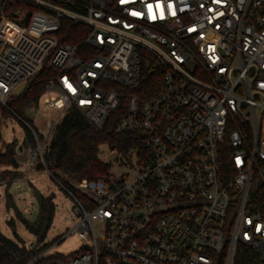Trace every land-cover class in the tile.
<instances>
[{
	"label": "built area",
	"instance_id": "1",
	"mask_svg": "<svg viewBox=\"0 0 264 264\" xmlns=\"http://www.w3.org/2000/svg\"><path fill=\"white\" fill-rule=\"evenodd\" d=\"M43 66L46 108L100 127L124 101L115 131L141 143L99 145L129 172L60 183L78 221L25 264H264V0H0V106Z\"/></svg>",
	"mask_w": 264,
	"mask_h": 264
},
{
	"label": "trees",
	"instance_id": "2",
	"mask_svg": "<svg viewBox=\"0 0 264 264\" xmlns=\"http://www.w3.org/2000/svg\"><path fill=\"white\" fill-rule=\"evenodd\" d=\"M62 24L70 28L76 27L70 22L63 20ZM64 40H74L71 36H64ZM57 71L49 66H43L33 77L27 80L25 87L15 95H12L8 102V107L2 114L20 115L21 107L24 105L36 104L44 92L47 79L55 75ZM142 78L136 92H142L144 96L153 94L161 81V73L153 62L142 67ZM124 101L113 110L102 126L96 127L89 122L85 116L77 109H68L56 123L52 131L50 140L46 144L43 152L46 168L61 173L62 177L52 175L60 183L69 185L70 180L78 181L81 178H104L111 172V165L99 159V145L105 144L109 148H117L119 152L140 145L141 140L136 131H126L118 133L115 131V123L124 114ZM25 122L26 119L23 118ZM25 135L22 147L27 145L35 146L36 141L28 126H25ZM2 139L0 133V140ZM19 145L15 142L4 144V150L0 151V166L13 168V178L19 174V164L16 159V152ZM12 170H4L7 173ZM60 179V180H59ZM34 195L38 203V212L34 220H29L21 214L16 204L8 202L12 193L7 188L6 208L14 210L15 217L24 227L36 236L37 242H42L51 225L55 204L53 197L43 195L37 189ZM19 236L13 230V238L5 236L0 230V264H25L38 252L37 249L27 248L20 243ZM52 259L61 258L57 254L51 256Z\"/></svg>",
	"mask_w": 264,
	"mask_h": 264
},
{
	"label": "rangeland",
	"instance_id": "3",
	"mask_svg": "<svg viewBox=\"0 0 264 264\" xmlns=\"http://www.w3.org/2000/svg\"><path fill=\"white\" fill-rule=\"evenodd\" d=\"M5 110L0 106V151L4 150V144L15 142L19 145L16 152V159L22 171L19 169L17 178H13V168L9 166H0V230L7 236L13 238V230L19 236L21 244L27 248L38 249L46 244L53 243L67 230L71 229L78 221L74 206L66 192L61 187L60 182L52 175L61 176V173L46 168L43 157L44 145L42 136L46 133L49 122H59L66 110L55 107L46 108L42 103V98L36 104L24 105L21 107L20 115H4ZM26 119L27 121L25 122ZM32 126L39 135V146L27 145L22 147V141L25 135V126ZM50 140V139H49ZM48 143V141H47ZM103 152L98 154L100 160L108 162L111 165L112 175L117 176L121 173L129 172L130 164L125 163L126 156H122V161L117 153H109V149L103 145ZM134 161V158H132ZM33 167V168H31ZM31 168V169H30ZM4 170H12L3 173ZM60 180V179H59ZM74 182V180H70ZM255 184H260V178L255 174L251 180L249 193L252 195ZM7 188L12 196L8 202L16 204L21 214L29 220H34L38 212V203L34 195L37 189L43 195L53 197L55 204L54 216L51 225L42 242L36 241V236L27 230L24 225L15 217L12 208H6ZM82 239L77 231L73 230L60 243L54 245L50 251L54 254L68 255L78 251L82 245Z\"/></svg>",
	"mask_w": 264,
	"mask_h": 264
},
{
	"label": "water",
	"instance_id": "4",
	"mask_svg": "<svg viewBox=\"0 0 264 264\" xmlns=\"http://www.w3.org/2000/svg\"><path fill=\"white\" fill-rule=\"evenodd\" d=\"M24 87H25V83L18 85L14 91V94H18L20 90H22Z\"/></svg>",
	"mask_w": 264,
	"mask_h": 264
},
{
	"label": "crops",
	"instance_id": "5",
	"mask_svg": "<svg viewBox=\"0 0 264 264\" xmlns=\"http://www.w3.org/2000/svg\"><path fill=\"white\" fill-rule=\"evenodd\" d=\"M17 161H18V160H17ZM19 170L22 171V168H20V166H19Z\"/></svg>",
	"mask_w": 264,
	"mask_h": 264
}]
</instances>
